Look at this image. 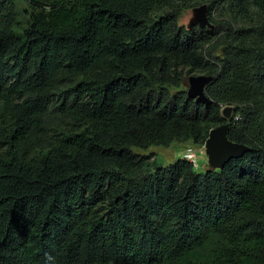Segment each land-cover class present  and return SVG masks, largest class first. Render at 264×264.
Wrapping results in <instances>:
<instances>
[{"label": "trees", "instance_id": "1", "mask_svg": "<svg viewBox=\"0 0 264 264\" xmlns=\"http://www.w3.org/2000/svg\"><path fill=\"white\" fill-rule=\"evenodd\" d=\"M0 0V264H264V0ZM212 74L210 103L189 97ZM248 149L200 171L132 146Z\"/></svg>", "mask_w": 264, "mask_h": 264}, {"label": "rangeland", "instance_id": "2", "mask_svg": "<svg viewBox=\"0 0 264 264\" xmlns=\"http://www.w3.org/2000/svg\"><path fill=\"white\" fill-rule=\"evenodd\" d=\"M18 5L20 8V18L22 20V23L26 25L29 17L26 11L27 5L23 0H18ZM207 16V3L205 1L199 0L192 6L180 8L178 12V21L180 24L190 26L194 23L202 22L203 19L206 20ZM199 73H202V71L196 70L187 74L186 78L184 79V87H186V89H188L190 85V76L192 74ZM232 111L233 107L231 105H225L223 107V113L226 115L227 120L231 117ZM189 143L193 144V142L191 141ZM185 144V141L175 140L169 146L153 144L146 148L141 146H132V148L138 153H149L151 151H154L156 153L155 157L152 160L154 163L168 164L176 160L178 157L182 156V154L184 153ZM198 160L199 166L194 167L200 171H204L207 168H219L213 160L212 152L207 151L200 154Z\"/></svg>", "mask_w": 264, "mask_h": 264}, {"label": "water", "instance_id": "3", "mask_svg": "<svg viewBox=\"0 0 264 264\" xmlns=\"http://www.w3.org/2000/svg\"><path fill=\"white\" fill-rule=\"evenodd\" d=\"M213 77L212 74L205 72L192 74L190 76V85L187 89L188 96L206 104L210 103L211 98L206 92V86ZM230 119L231 117L227 121L213 127L205 142L207 151L212 152L213 160L218 167H221L230 158L243 154L248 149L245 143L233 141L228 137Z\"/></svg>", "mask_w": 264, "mask_h": 264}, {"label": "built area", "instance_id": "4", "mask_svg": "<svg viewBox=\"0 0 264 264\" xmlns=\"http://www.w3.org/2000/svg\"><path fill=\"white\" fill-rule=\"evenodd\" d=\"M207 152L206 143L190 144L184 149L183 156L193 162L194 166H199V155Z\"/></svg>", "mask_w": 264, "mask_h": 264}, {"label": "crops", "instance_id": "5", "mask_svg": "<svg viewBox=\"0 0 264 264\" xmlns=\"http://www.w3.org/2000/svg\"><path fill=\"white\" fill-rule=\"evenodd\" d=\"M190 141H186V144H185V148H186V146H188V145H190L191 143H189ZM182 156H183V154H182Z\"/></svg>", "mask_w": 264, "mask_h": 264}]
</instances>
